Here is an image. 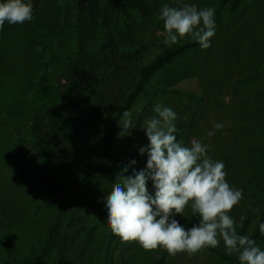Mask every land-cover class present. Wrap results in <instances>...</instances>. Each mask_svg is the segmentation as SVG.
I'll return each mask as SVG.
<instances>
[{
  "label": "rangeland",
  "instance_id": "rangeland-1",
  "mask_svg": "<svg viewBox=\"0 0 264 264\" xmlns=\"http://www.w3.org/2000/svg\"><path fill=\"white\" fill-rule=\"evenodd\" d=\"M161 3L170 14L155 15L149 27L148 40L156 46L146 49L149 57L164 43L203 37L204 44L179 56L192 64L158 71L122 116L113 145L120 163L105 161L100 168L108 171L70 180L61 200L36 189V177L19 170L10 130L29 138L34 113L0 124V243L13 256L24 258L32 247L36 264H62L74 233L85 227L89 238L95 226L93 244L86 248L78 238L74 245L80 261L82 255L90 264H152L165 254L164 264H235L195 242L234 236L236 224L246 217L253 223L264 210V0H243L233 13L218 8V0ZM63 9L72 21V3L41 0L29 18L0 22V116L26 103L45 54L40 40L49 45L62 36ZM63 44L74 50L76 37ZM137 64L127 67L110 101L133 85ZM65 69L63 60L48 64L33 106L63 100ZM171 87L191 89L196 97ZM32 145L25 151L37 161L65 159L62 142ZM113 211L119 228L109 219ZM260 247L262 253L243 264H264V242Z\"/></svg>",
  "mask_w": 264,
  "mask_h": 264
},
{
  "label": "trees",
  "instance_id": "trees-1",
  "mask_svg": "<svg viewBox=\"0 0 264 264\" xmlns=\"http://www.w3.org/2000/svg\"><path fill=\"white\" fill-rule=\"evenodd\" d=\"M0 0V22L18 21L29 18V10L39 5L41 0ZM162 0H66L75 8L72 21L67 18L66 10L62 11V36L52 44L44 45L45 54L40 70L35 76L26 103L17 108L11 107L0 116V124L9 117L34 113L30 125L31 135L26 137L12 128L17 148L19 170L36 177V189H43L46 194H55L63 199L67 193L70 180L79 178L83 173L103 171L105 161L120 159L113 155V145L118 132L119 121L136 103L141 94L152 84L153 76L169 64L190 65L192 62L180 60L185 51L204 44L203 37L186 39L180 42L162 44L149 57L146 49L154 48V41L148 40L149 27L155 15L159 19L169 16V10L161 7ZM243 0H218V8L226 7L235 12ZM33 27L39 34L43 28L36 22ZM142 33L141 35H138ZM74 35L76 48L67 49L63 39ZM54 59L66 63L64 74V94L60 103L47 100L33 106L34 96L48 64ZM138 75L130 89L110 101L112 89L120 88V79L127 67L136 64ZM170 91L196 97L195 91L188 88L171 87ZM96 111L94 119L93 112ZM84 115V118L81 117ZM139 126L142 127L141 121ZM33 142L39 149L46 144L62 142L61 148L65 159L55 164L44 163L31 158L25 151L27 143ZM264 153V147L261 148ZM39 154V151L38 153ZM108 170H104L106 172ZM131 170H123L127 174ZM109 219L116 228L121 227L116 214L111 212ZM95 226H91L90 237H84L86 228L81 233L75 232V243L78 238L84 246L95 240ZM77 235L81 236L78 237ZM56 240V238H53ZM113 240L112 238H110ZM264 242V210L252 223L249 217L235 225V235L222 236L217 241L198 240L195 247L210 251L224 260L243 264L248 255L262 253L260 243ZM86 243V244H85ZM55 241L51 244L54 248ZM68 252L62 264H90L75 252L77 246ZM69 250V249H68ZM0 255L3 264H36L38 258L32 247L24 258H17L0 243ZM80 261V262H79ZM165 254L152 264H164Z\"/></svg>",
  "mask_w": 264,
  "mask_h": 264
}]
</instances>
